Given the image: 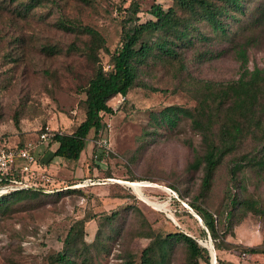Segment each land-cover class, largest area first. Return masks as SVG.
Wrapping results in <instances>:
<instances>
[{
    "label": "rangeland",
    "instance_id": "1",
    "mask_svg": "<svg viewBox=\"0 0 264 264\" xmlns=\"http://www.w3.org/2000/svg\"><path fill=\"white\" fill-rule=\"evenodd\" d=\"M29 1L0 0V147L33 143L52 187L78 189L25 193L3 201L0 264H49L77 220H83L79 245H87L94 264H140L145 247L178 231L196 239L210 257L214 250L224 262L264 264V253L240 254L246 248H264V169L244 168L236 181L229 174L231 157L249 153L251 143L225 157L201 200L222 230L227 210L233 212L232 227L216 241L228 246L215 251L203 221L188 205L201 188L202 169L189 168L202 153L201 137L187 118L174 127L151 119L168 105L194 107L204 80L237 79L240 62L234 49L240 44L246 47L250 70L264 67V0H244L242 10L225 17L226 35L196 22L193 42L177 48L178 58H149L125 100L121 95L109 100L113 113L104 115L101 145L94 148L91 131L76 162L54 157L56 144L37 140L46 129L70 133L82 121L83 88L94 72L85 54L90 37L64 30L60 23L96 29L104 39L98 57L107 67L129 17L145 21L152 18V4L166 9L173 1L43 0L26 10ZM233 195L253 200L256 210L233 209ZM74 259L78 264L81 257ZM212 262V257L191 258L186 245L173 239L163 264Z\"/></svg>",
    "mask_w": 264,
    "mask_h": 264
},
{
    "label": "trees",
    "instance_id": "2",
    "mask_svg": "<svg viewBox=\"0 0 264 264\" xmlns=\"http://www.w3.org/2000/svg\"><path fill=\"white\" fill-rule=\"evenodd\" d=\"M43 0H30L24 5L26 10L40 4ZM173 5L163 8L155 3L150 6V19L140 22L138 17H129L122 25L121 39L118 46L109 53V63L102 65L98 52L104 46L101 34L89 26H73L60 23L64 30L87 34L90 43L85 54L94 65V72L83 88L85 99L84 118L70 133L57 131L50 142L56 144L53 156L76 162L84 150L89 133L93 131L94 148L103 138L105 129L104 115L113 113L109 100L121 95L125 100L129 90L135 85L140 66L146 64L149 58L176 59L179 56L177 48L188 47L193 42V31H198L196 22L206 23L213 31L227 34L226 18L232 12L242 10L244 0H172ZM133 10V15L137 11ZM264 17V11L261 12ZM226 17V18H225ZM201 37V36H200ZM202 37H205L202 35ZM53 49H50L52 51ZM240 62V73L237 79L225 82L204 80L199 86L198 101L192 108L179 105H168L161 109L151 119L156 125L174 127L181 118H187L191 127L200 135L202 153L196 155L189 164L192 170L203 171L201 188L188 203L189 207L200 217L209 236L215 242V251L228 243H217L221 234L232 227L233 212L227 210L228 221H220L215 213L201 204V200L209 192L215 173L228 155H235L249 141L252 149L242 153L240 157H231L229 174L231 181H236L238 173L244 168L264 169V67L250 70L247 66L246 47L243 44L234 49ZM23 143H19L22 146ZM24 161L16 158L13 166L15 176ZM7 179L0 181V187L7 184ZM72 185L57 187L47 192L40 187H30L10 190L0 194V204L9 198L29 194H60L64 191L78 189ZM171 191L174 188L168 187ZM176 193V192H175ZM234 209L236 205L244 212L256 210L253 200H240L234 195L230 199ZM83 228V220L75 221L67 231L60 251L51 255L49 264H77L74 257H81L78 264H94L91 261L87 245L79 237ZM205 231L203 236H205ZM173 239L182 241L191 258L210 261L207 249L196 239L183 232L168 233L155 245L145 247L141 254L140 264H163L168 246ZM264 253L263 249L246 248L240 254L251 256ZM217 256V255H216ZM218 264H234L216 258Z\"/></svg>",
    "mask_w": 264,
    "mask_h": 264
},
{
    "label": "built area",
    "instance_id": "3",
    "mask_svg": "<svg viewBox=\"0 0 264 264\" xmlns=\"http://www.w3.org/2000/svg\"><path fill=\"white\" fill-rule=\"evenodd\" d=\"M57 131L46 129L38 136V143H43L51 140ZM103 139H100L97 144L101 145ZM16 158L24 161L23 166L19 171V176H15L13 166ZM7 179V184L0 187V194L10 190L40 187L44 191L50 192L57 187H52V180L47 166L36 156L35 145L27 142L22 146L19 145H3L0 147V181ZM72 188L77 185H72ZM212 262L213 264H218Z\"/></svg>",
    "mask_w": 264,
    "mask_h": 264
},
{
    "label": "water",
    "instance_id": "4",
    "mask_svg": "<svg viewBox=\"0 0 264 264\" xmlns=\"http://www.w3.org/2000/svg\"><path fill=\"white\" fill-rule=\"evenodd\" d=\"M211 249L213 250L214 247L211 246ZM209 250H210V249H209ZM210 253H211V252H210ZM211 257H212L213 261H216V254L214 253V250H213V254H211Z\"/></svg>",
    "mask_w": 264,
    "mask_h": 264
},
{
    "label": "bare ground",
    "instance_id": "5",
    "mask_svg": "<svg viewBox=\"0 0 264 264\" xmlns=\"http://www.w3.org/2000/svg\"><path fill=\"white\" fill-rule=\"evenodd\" d=\"M211 254H213V252Z\"/></svg>",
    "mask_w": 264,
    "mask_h": 264
},
{
    "label": "crops",
    "instance_id": "6",
    "mask_svg": "<svg viewBox=\"0 0 264 264\" xmlns=\"http://www.w3.org/2000/svg\"><path fill=\"white\" fill-rule=\"evenodd\" d=\"M57 146V145H56ZM56 148V147H55Z\"/></svg>",
    "mask_w": 264,
    "mask_h": 264
}]
</instances>
